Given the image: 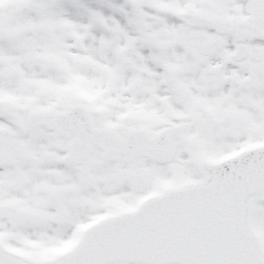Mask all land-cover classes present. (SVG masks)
<instances>
[{"label":"snow or ice","instance_id":"1","mask_svg":"<svg viewBox=\"0 0 264 264\" xmlns=\"http://www.w3.org/2000/svg\"><path fill=\"white\" fill-rule=\"evenodd\" d=\"M0 264H264V0H0Z\"/></svg>","mask_w":264,"mask_h":264}]
</instances>
